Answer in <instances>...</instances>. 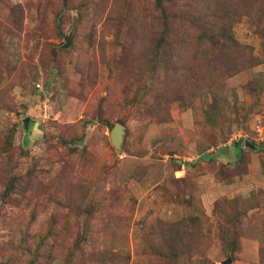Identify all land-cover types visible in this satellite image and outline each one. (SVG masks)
<instances>
[{
	"label": "rangeland",
	"instance_id": "374dc122",
	"mask_svg": "<svg viewBox=\"0 0 264 264\" xmlns=\"http://www.w3.org/2000/svg\"><path fill=\"white\" fill-rule=\"evenodd\" d=\"M0 264H264V0H0Z\"/></svg>",
	"mask_w": 264,
	"mask_h": 264
},
{
	"label": "water",
	"instance_id": "95a60500",
	"mask_svg": "<svg viewBox=\"0 0 264 264\" xmlns=\"http://www.w3.org/2000/svg\"><path fill=\"white\" fill-rule=\"evenodd\" d=\"M69 45V40L66 38V44L65 47ZM122 136H123V126L120 124H116L111 132H110V142L112 146L116 149H118L122 142Z\"/></svg>",
	"mask_w": 264,
	"mask_h": 264
},
{
	"label": "trees",
	"instance_id": "16d2710c",
	"mask_svg": "<svg viewBox=\"0 0 264 264\" xmlns=\"http://www.w3.org/2000/svg\"><path fill=\"white\" fill-rule=\"evenodd\" d=\"M160 1H161V0H160ZM224 38H225L226 40H229L230 42H232L231 44H234L233 41H232V39H231L229 36L225 35Z\"/></svg>",
	"mask_w": 264,
	"mask_h": 264
},
{
	"label": "built area",
	"instance_id": "2783aa9c",
	"mask_svg": "<svg viewBox=\"0 0 264 264\" xmlns=\"http://www.w3.org/2000/svg\"><path fill=\"white\" fill-rule=\"evenodd\" d=\"M46 112V106L44 107V113Z\"/></svg>",
	"mask_w": 264,
	"mask_h": 264
}]
</instances>
